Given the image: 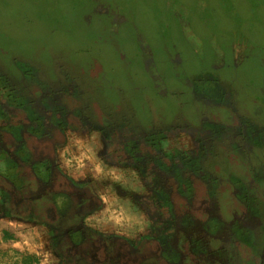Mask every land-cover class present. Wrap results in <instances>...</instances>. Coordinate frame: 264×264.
<instances>
[{
  "label": "flooded vegetation",
  "instance_id": "1",
  "mask_svg": "<svg viewBox=\"0 0 264 264\" xmlns=\"http://www.w3.org/2000/svg\"><path fill=\"white\" fill-rule=\"evenodd\" d=\"M116 4L85 2L81 22L94 37V56L87 61L79 53L78 66H25L20 71L30 77L29 87L17 83L22 81L14 70L5 78L0 108L14 123L0 128V149L8 144L5 136L17 137L14 152L25 142L28 165L44 168L36 179L47 185L39 189L48 202L46 223L57 232L56 246L73 252L72 264H264V207L242 206L234 198L243 183L247 190L255 187L256 201H264V89L258 87H264V51L255 68L261 84L249 86L253 98L248 83L234 87L240 60L235 46L220 45L196 59L190 45H166L133 32ZM84 63L91 64L87 71ZM68 130L121 143V152L105 150L102 156L119 155L126 168L143 176L166 217L162 233L128 243L87 225L95 210L90 188L67 185L54 163ZM182 137L196 140L195 147L161 148ZM44 144L50 152L41 158ZM30 148L40 152L30 157ZM230 170L241 181L225 183ZM234 214L239 220L230 219Z\"/></svg>",
  "mask_w": 264,
  "mask_h": 264
},
{
  "label": "rangeland",
  "instance_id": "2",
  "mask_svg": "<svg viewBox=\"0 0 264 264\" xmlns=\"http://www.w3.org/2000/svg\"><path fill=\"white\" fill-rule=\"evenodd\" d=\"M86 1L0 0V89L1 85H5V78H11L15 72L22 81L17 83L28 87L32 85L28 83L30 77L27 79L26 74L20 71L25 66L49 71L54 66L58 68L67 63L80 65L82 62L75 59L79 53L84 57L83 61L94 56V37L87 36L81 22V11ZM115 2L121 16L126 19L125 25L131 26L133 32L141 33L145 38L152 34L155 36L153 39L163 41L166 45L180 43L189 48L192 46L196 59L206 58L213 49L219 51L220 45L227 49L235 46L236 52L240 51V60L234 71L238 76L235 89L242 83H248L247 91L251 96L253 93L249 86L253 88V85L261 84L260 73L255 68L258 65L256 59L264 51V0ZM248 44L255 48H250ZM90 67V63L82 65L84 71ZM258 87L264 89L263 86ZM6 91L8 93V89ZM2 98L6 99L5 93ZM250 109L247 111L250 112ZM252 110L255 111V108ZM5 114L8 115L7 109L0 108V123ZM251 116L245 118L250 121ZM195 141L190 137L171 138L169 142H162L161 148L177 145L192 150ZM66 148L73 149V153L65 156V165L67 160L68 164H74L68 170L74 168L77 178L94 181L95 189L104 198L101 216L108 225L139 229L138 232L143 233L142 229L151 222L149 214H160L158 200H154L157 195L143 176L126 168V163L120 161L119 155H109L108 158L102 156L105 150L121 152V143L117 139L105 141L95 133L77 131L68 137ZM225 178L228 180H224L225 183L241 181L235 170H230ZM257 182L255 180L252 183ZM241 184L242 192L234 195L235 201L242 206L246 202H257L258 206L264 207V201H256L259 197L256 196L255 187L249 185L247 190ZM246 243L250 244V241Z\"/></svg>",
  "mask_w": 264,
  "mask_h": 264
},
{
  "label": "crops",
  "instance_id": "3",
  "mask_svg": "<svg viewBox=\"0 0 264 264\" xmlns=\"http://www.w3.org/2000/svg\"><path fill=\"white\" fill-rule=\"evenodd\" d=\"M3 118L0 128H8V124L14 123L8 122V117ZM74 133V130L66 132L63 145L57 147L54 163L59 168L56 169L59 172L58 176L64 177L67 185L79 183L90 188L95 199V210L85 220L87 225L105 236H114L128 243H136L143 238H152L162 233L166 217L160 214H149L151 222H148V227L142 229L143 233H139V229H125L106 223L101 216L105 205L104 198L95 189L94 181L77 178L74 168L68 170V167L74 166L72 162L68 164L69 160L66 163L68 166L65 165V156L73 153V149L66 148L67 140ZM16 138L5 136L4 141H8V144L0 149V264H72L73 252L66 247L56 246L57 232L53 226L46 223L49 219L45 214L48 202L39 198L42 196L39 189L47 185L41 181L39 183L36 179L40 173L44 174V168L38 167L34 170V167L28 165V154L23 152L25 142L22 144L19 142L14 152ZM34 141L37 142V139ZM33 152L37 156L40 149L36 152L30 148V157L33 156ZM49 152L50 147L44 144L40 157H46ZM57 197L61 202L65 200L62 192ZM230 219L237 221L239 217L234 214Z\"/></svg>",
  "mask_w": 264,
  "mask_h": 264
}]
</instances>
